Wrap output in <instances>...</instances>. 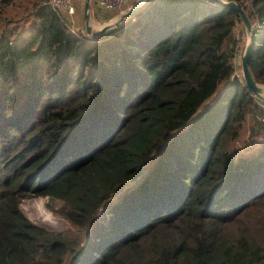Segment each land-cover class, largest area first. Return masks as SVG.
<instances>
[{"label": "trees", "instance_id": "trees-1", "mask_svg": "<svg viewBox=\"0 0 264 264\" xmlns=\"http://www.w3.org/2000/svg\"><path fill=\"white\" fill-rule=\"evenodd\" d=\"M27 1L0 27V264H264V110L231 78L238 12L149 0L88 34ZM236 1L264 84V0ZM29 194L70 227L29 219Z\"/></svg>", "mask_w": 264, "mask_h": 264}, {"label": "rangeland", "instance_id": "rangeland-1", "mask_svg": "<svg viewBox=\"0 0 264 264\" xmlns=\"http://www.w3.org/2000/svg\"><path fill=\"white\" fill-rule=\"evenodd\" d=\"M140 1V0H139ZM138 1V2H139ZM45 3H47V0L44 1ZM137 2V3H138ZM136 3V4H137ZM135 4V5H136ZM27 5H28V1L26 0H13L11 3L8 4H4L0 1V27L7 21L10 22L12 21V25L9 27H20L23 22L20 21L22 20V17L24 15V13L26 12L27 9ZM134 5V6H135ZM109 12H114V11H109ZM128 17L129 15H125L124 17L121 18L120 22H122V20L125 17ZM126 17V18H127ZM125 18V19H126ZM124 19V20H125ZM20 21V22H19ZM110 23V22H109ZM118 25V24H117ZM117 25H112L111 27H109L107 30L117 26ZM249 39V36H248ZM247 39V41H248ZM247 135H248V131H247V126H245L241 133V139L239 141H236V149L241 153L242 150H244L245 153L249 152L253 146L254 143L251 142L249 140H247ZM37 197H47V201H46V209L47 210H51L53 213H55V217H56V222L54 224H47V223H43L41 221V217L44 215L43 212H37L34 208L30 210V214L32 215V220L34 222H37L39 224L45 225L53 230L56 231H64L67 230L70 227L69 222L64 219L63 217H61L60 215H58L55 211H54V207H59L61 204V200L59 199H54L53 201L48 197V196H39V195H27L25 197H23L21 200H27V201H33L35 200ZM51 206L53 208H51ZM106 210V209H105ZM25 213V212H24ZM26 214V213H25ZM28 216V214H26Z\"/></svg>", "mask_w": 264, "mask_h": 264}, {"label": "built area", "instance_id": "built-area-1", "mask_svg": "<svg viewBox=\"0 0 264 264\" xmlns=\"http://www.w3.org/2000/svg\"><path fill=\"white\" fill-rule=\"evenodd\" d=\"M97 6L104 11H116L118 15H124L129 9L128 7V0H96ZM47 4L50 6L53 12L57 15H60L62 18L67 20L68 22H72V17L75 13V5L72 0H47ZM243 24L237 23L236 27L234 28L233 37L235 39V45L233 54L231 57L232 61V74L231 78H237L239 81H243L244 73L242 67V56L245 51L244 47V39H245V30L242 26ZM248 37H246L247 42ZM259 103L261 104L264 110V97L259 98Z\"/></svg>", "mask_w": 264, "mask_h": 264}, {"label": "water", "instance_id": "water-1", "mask_svg": "<svg viewBox=\"0 0 264 264\" xmlns=\"http://www.w3.org/2000/svg\"><path fill=\"white\" fill-rule=\"evenodd\" d=\"M149 0H140L134 7H132L131 9H129L124 15H122V17H124L125 15H132L134 14L137 9L141 6V4L146 3ZM219 2L223 3V4H227L229 6H231L233 9H235L238 14L240 15V18L242 20V23L246 29V32L248 33L249 39L248 42L246 44V48L244 51V54L242 56V67H243V73H244V77H245V86L247 87V89L254 95H256L257 97H263L264 94V89H263V85L259 84L252 72L250 71V68L248 66L247 63V58H248V54L249 51L252 47L253 44V33H252V24H251V20L249 18V16L247 15L246 11L244 10V8L242 7V5L236 1V0H218ZM85 13H86V18H87V32L92 34V25L89 24V18H90V0L86 1V5H85ZM121 17V18H122ZM121 19L116 20V21H112L110 23H107L105 25H103L102 27H100V32H104L106 31L109 27H111L112 25H117L119 24Z\"/></svg>", "mask_w": 264, "mask_h": 264}, {"label": "crops", "instance_id": "crops-1", "mask_svg": "<svg viewBox=\"0 0 264 264\" xmlns=\"http://www.w3.org/2000/svg\"><path fill=\"white\" fill-rule=\"evenodd\" d=\"M75 5V13L72 17L73 26L75 28L83 29L87 32V18L85 13V5L87 0H72ZM139 0H128V9L134 7ZM143 4H141L142 6ZM140 8V7H139ZM138 8V9H139ZM137 9V10H138ZM97 13L95 16L94 13ZM90 18L89 24L92 25V33L99 31L103 25L121 19L122 15H118L116 11L107 12L97 6L95 0H90ZM243 26V25H242ZM244 27V26H243ZM245 29V28H244ZM246 32V30H245ZM88 33V32H87ZM247 33V32H246ZM90 34V33H88ZM264 94V92H263Z\"/></svg>", "mask_w": 264, "mask_h": 264}, {"label": "clouds", "instance_id": "clouds-1", "mask_svg": "<svg viewBox=\"0 0 264 264\" xmlns=\"http://www.w3.org/2000/svg\"><path fill=\"white\" fill-rule=\"evenodd\" d=\"M244 30H246V29H244ZM246 37H248V33H246ZM247 42H246V44H247ZM244 79H245V77H244ZM262 85L264 86V84H262ZM263 89H264V87H263ZM263 97H257V98L259 99V98H263ZM47 199H48L47 197H37L33 201L21 200V202L19 204V208L21 211L28 214L29 219H32V215L30 214L31 209L34 208L38 213L43 212L44 215L41 217V221L43 223H47V224H54L56 222L55 213H53L51 210H47L45 207Z\"/></svg>", "mask_w": 264, "mask_h": 264}]
</instances>
